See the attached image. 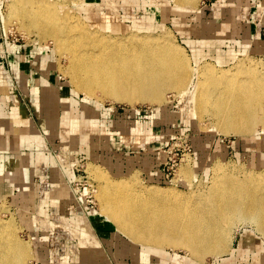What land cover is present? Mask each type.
Instances as JSON below:
<instances>
[{
    "label": "rangeland",
    "instance_id": "374dc122",
    "mask_svg": "<svg viewBox=\"0 0 264 264\" xmlns=\"http://www.w3.org/2000/svg\"><path fill=\"white\" fill-rule=\"evenodd\" d=\"M74 1H76L75 4ZM95 1L97 2L98 0H68L67 4L69 5L68 8L73 11V13L71 12L72 15L76 16L74 18L77 21L81 19L86 28L92 31L98 30L122 37L128 36V38L135 37L138 34L171 35L175 42L183 47L187 53L186 55L190 58V73L193 78L191 80L192 83L189 85L190 87H188V93L179 94L177 91L168 90L165 94V99L168 100H165L163 105L143 101L131 104L126 101L105 97L100 91L93 95H87L84 91L77 90L72 82V77L68 72L70 65L69 56L54 45L52 38H40L36 32L27 33L20 28L21 25L18 21H8L6 16L10 11L9 1H2L1 12L6 34L1 42L8 41L12 45H22L28 52L34 49L39 50V53H41L39 60L47 58L46 60L53 66V73L59 77L65 92L75 98L74 115L76 122L87 120L92 125L90 132L86 130V126L84 127V133L83 127L77 124L73 129L74 131H68L69 133L71 132L72 136H75L74 142L77 152L73 158L66 154V152L70 153L73 150V147L71 148L73 139L71 140L68 137V149L62 143L61 137L56 139L57 148L50 146L54 160L60 166L71 165L76 173L75 179L66 181L67 187L70 188L71 193L73 191L72 194H74L75 199H82L90 184L94 185L97 190L100 188V181L92 176L90 172L92 167L99 168L100 171L107 173L113 180L122 178L131 180L133 177V179L137 178L144 187L170 188L177 191V193L178 191L179 193L181 192L180 194L183 196L193 195L194 200L196 194L209 190L213 181L212 177H214L213 169L218 164L226 170L223 175L242 176L248 171H254V173L262 171L261 173L264 174V129L262 131L261 126H259L258 131L254 135L247 136L237 133H222L217 128L215 129L213 116L204 114L199 117L196 114L192 96L194 85L199 82V74L196 68L204 64L222 70H236L237 67L243 65H255L261 73H264V0H258L261 6L259 9L253 10V12L257 11L254 23L258 28H263V31H261L263 33L261 39L263 44H258L257 41L255 42V37L249 36L247 32L249 18L243 16L240 21L238 20L239 22L233 19L240 16L239 13L241 11L239 9L244 6L236 5L229 0L220 1V3H218L219 0H199L195 8L183 7L176 3L175 0H118V13L114 11V8H110V6L114 7V5L109 4V6L107 5L108 3H103L101 7L92 8L89 12H85L89 10V6L86 3L90 4ZM205 6L209 7L206 8L205 13H200ZM99 9L101 12L98 14ZM210 16L217 17L216 25H224L225 22L228 26L232 24L230 30L234 32V25L236 24L239 28L241 27V31L240 34L230 35L228 33L218 38L216 45H203L202 50H205V53L202 55L204 56L196 60L193 54L195 48L193 44H195V40L204 39L202 35L203 29L207 25H211L210 21H214V18H210ZM227 19L230 20L229 23ZM104 20L107 22H103ZM103 24H108L110 27L102 28ZM222 40L224 41L221 42ZM190 41L191 43H189ZM198 48H201L200 45ZM222 53L227 54L220 59L219 56ZM6 60V57L1 53L0 62ZM234 64H237L236 67ZM7 87L6 90L13 94L14 104H16L18 100L20 101L19 96L15 93L16 90L11 87V90L13 89L12 92ZM23 102L28 108L38 130L42 133L43 129L41 128V121H39L40 117L38 115L39 109H36L35 105L30 101L26 102L23 100ZM58 109L57 117L61 119L66 108L60 105ZM126 123H129L130 126L126 125ZM60 128L62 129V127ZM117 132L118 135H114ZM149 145L153 147L149 154L153 159L159 158L160 161H157L161 163V171L163 164L176 154L183 159L178 164L176 173L171 175L167 182H152L146 177V174L138 170L126 171L120 168L121 170L118 169L117 171L111 170L106 166L112 161L110 157H107L112 151H116L119 154L118 157L134 156L138 154V151L144 152L143 148L146 151L149 150L147 149ZM102 162L105 163V166ZM34 169L35 179L32 183L37 203L44 200L48 192L55 191L60 184L54 179L50 165L42 162ZM182 170H189L188 172L190 173L186 177L189 175L190 178L186 179ZM13 183V181L10 182L0 177V223L10 225L7 231L28 247V252H26L21 264H80V252L83 246V236L81 234L86 233V239L93 241L91 245L97 244L95 243L92 229H73L63 223L60 209L56 206L50 208V215L53 219L55 218L54 226L51 230L49 229L47 254L44 260H38L35 252L36 247L39 246L34 241V235L37 234L38 229H34L32 226L37 224L41 229L39 225L42 222L36 216L37 213L34 210L29 212L23 209V202L18 196L19 187H15ZM97 193L95 194L97 205L94 210L101 217V220L109 225L112 232H118V249H122L124 246L123 241H125L128 243V245H125L128 247L126 248L128 253L131 248H136L139 251L135 252H139L141 259L144 258V252L151 254L150 248L146 249L143 245L132 241L129 236L119 231L101 213V202ZM33 200L34 197L32 198ZM229 227L228 230L232 229L234 239L231 249L222 255L223 257L221 256L217 259L213 255H208L205 260L201 261L191 258L183 249H173L172 247H167L165 249L167 255L163 254V256H171V264H182L185 261H190V263L188 262L189 264H222L221 260L230 258L232 253L237 251L235 254H241L242 248L240 247H242L241 240L243 235L251 231L259 239L262 249L260 251L257 250V244H248L244 248L245 250H251H249L251 259H248V256L242 257L240 255L229 264H264V235L260 233L256 226L250 223H239L234 228L232 226L229 229ZM90 248L94 247L91 246ZM91 254L93 253L91 252ZM256 254L259 258H256ZM174 255L178 256L176 260L173 259ZM120 257L122 258V256ZM183 257L185 259L181 260L180 258ZM121 258L118 259V264H120ZM125 261L132 264L133 258L130 253L125 258ZM111 262L115 264L113 261Z\"/></svg>",
    "mask_w": 264,
    "mask_h": 264
},
{
    "label": "bare ground",
    "instance_id": "6f19581e",
    "mask_svg": "<svg viewBox=\"0 0 264 264\" xmlns=\"http://www.w3.org/2000/svg\"><path fill=\"white\" fill-rule=\"evenodd\" d=\"M8 1V21H18L27 33L52 38L54 45L69 56L68 72L77 90L87 95L100 91L105 97L131 104L143 101L162 105L168 90L189 92L191 61L171 35L138 34L128 38L89 30L81 19L74 18L68 0ZM198 1L175 0L188 8H195ZM109 27L106 24L102 28ZM196 71L199 82L192 96L199 117L213 116L215 129L222 133L254 135L259 126L263 131L264 73L255 65L222 70L204 64ZM182 171L185 177L190 173ZM224 171L218 164L209 190L196 194L194 200L193 195L183 196L170 188L144 187L137 178L113 180L97 167L90 169L100 181L97 196L101 213L119 231L154 254H166L165 249L172 247L201 261L208 255L218 259L231 249L234 234L229 226L250 223L264 235V174L248 171L242 176L223 175ZM9 226L0 223V264H21L28 247L7 231ZM81 236L86 252L93 241H88L85 234ZM241 244L243 251L248 244L262 249L251 231L243 235ZM80 253L79 262L86 264L87 252ZM177 258L174 255L173 259Z\"/></svg>",
    "mask_w": 264,
    "mask_h": 264
},
{
    "label": "crops",
    "instance_id": "0c3cea01",
    "mask_svg": "<svg viewBox=\"0 0 264 264\" xmlns=\"http://www.w3.org/2000/svg\"><path fill=\"white\" fill-rule=\"evenodd\" d=\"M2 1L3 0H0V52L7 60L0 62V177L10 182L13 181L14 186L19 187L18 196L23 202V209L29 212L34 210V212L37 213L36 216L40 218L42 222V224L39 225L41 229L37 224L32 226L34 229H38L37 234L34 235L35 244L39 246L36 247V258L38 260H44L47 254L48 236L50 230L54 226L55 219L50 215V208L56 206L61 210V219L67 226L78 230L92 229L95 243L97 244L94 246L88 244L87 248H85L87 249L86 264H113L111 261L118 264V259L121 258L120 256H122L120 264H129L125 261L129 253L133 258L132 264H171V256L144 252V258L141 259L139 257V252H135L139 251L136 248V250L131 248V251L128 253L126 249L128 247L125 246L128 245V243L125 241H123L124 246L122 245V249L119 250L118 232H112L109 225L101 220V217L96 214L97 212L94 209H90L85 202L82 206L77 204L74 194L71 193L66 183L67 180L75 179L76 173L71 165L60 166L58 162L54 160L50 146L57 148L56 139L57 137H61L62 143L65 145V148L68 149V137L71 140L73 139L71 145L73 150H71L70 153L66 152L68 156L70 155V157L72 156L73 158L74 154L77 152L74 142L75 136H72L70 134L71 132L69 133L68 131H74L73 129L77 124L83 127L84 133V127L86 126V130L90 132L92 125L87 120H79L76 122L74 115L76 106L75 98L65 92L63 86H61L59 77L53 73V66L46 60L47 58L45 60H39V56L41 57L39 50L34 49L28 52L22 45H12L8 41L1 42L6 34L3 14L1 12ZM220 1L225 2V0H219L218 3H220ZM229 1H232L236 5L244 6L239 9V11H241V13H239L240 16L234 17L233 19L235 21H240L243 16L249 18L250 21L247 28L249 36L255 37V42L261 41L263 35L261 31H263V28H258L254 23L257 11L253 12V10H257V8L259 9L261 6L258 0ZM103 3L114 5V7L109 6L110 8H114V11L118 13V0H98L90 4L86 3V5L89 6V10L85 12H89L92 8L101 7ZM208 7H203L200 13H205ZM98 11L97 13L99 14L101 10L99 9ZM211 17L214 18V21L207 20L211 22V25H207L202 32L205 40H195L196 42L193 44L195 47L193 54L196 60L204 56L202 55L205 53V50H202L203 45H216L218 38L228 33L230 35L240 34L241 27L239 28L238 25L235 24L234 32H231L230 28L232 24L228 26L225 22L224 25H216L217 17L210 16V18ZM103 22L107 21L104 20ZM227 22L229 23L230 20ZM223 41L224 40L221 42ZM189 43H191V41ZM199 45L201 48H198ZM226 54H220L219 58L222 59ZM6 86L13 87L16 90L20 99V102L17 104L18 107L15 106L13 94L6 90ZM22 98L26 102H32L36 109H39L38 115L40 117L39 121H41V128L43 129L42 133L32 120ZM60 105L66 108L64 110V116H62L61 119L57 117V110L59 112L58 107ZM126 125H129V123H126ZM60 127H62V129ZM116 134L118 135V132L114 133V135ZM143 149L144 152L138 151V154L134 156L126 155V157H118L119 154L116 151H112L110 155L107 156L110 157L112 161L106 166L111 170L117 171L118 169L121 170L120 168L126 171L138 170L146 174V177L152 182H167L161 171V163H158V161H160L159 158L153 159L149 154L153 147L149 145L147 148L149 150L146 151L145 148ZM42 162L52 167L53 177L60 186L55 191L48 192L44 200L36 203L32 181L35 179L34 168ZM102 163L105 166V163ZM33 197L34 200L32 201ZM84 234L87 238L86 233ZM91 246L94 248H90ZM83 247L84 245L82 246L81 252L84 255L86 252H84ZM241 250L240 255H242V257L248 256L247 258L251 259L250 249ZM91 252L93 254H91ZM236 252L232 253L230 258H226L225 261L222 259L221 261L225 264L235 261L236 257L240 256L235 254ZM256 258H259L257 254ZM89 259L91 260L89 261ZM182 264L189 263L185 261Z\"/></svg>",
    "mask_w": 264,
    "mask_h": 264
},
{
    "label": "built area",
    "instance_id": "2783aa9c",
    "mask_svg": "<svg viewBox=\"0 0 264 264\" xmlns=\"http://www.w3.org/2000/svg\"><path fill=\"white\" fill-rule=\"evenodd\" d=\"M183 159L180 158V156H178V154H176L175 156H173L172 158H170L169 160L166 161V163L163 164L162 166V172L164 174L165 180H169L171 175H174L177 171V166L178 164L181 163ZM97 193V188L94 185H89V188L86 189L85 195L84 197L81 199H77V203L78 205H81L85 202L86 205L90 208V209H94L97 205L96 203V197L95 194Z\"/></svg>",
    "mask_w": 264,
    "mask_h": 264
}]
</instances>
